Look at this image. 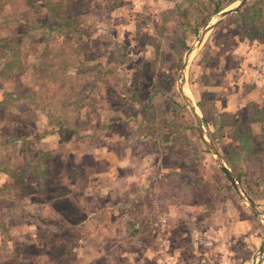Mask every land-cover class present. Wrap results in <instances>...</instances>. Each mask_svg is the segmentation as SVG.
<instances>
[{
    "label": "rangeland",
    "instance_id": "1",
    "mask_svg": "<svg viewBox=\"0 0 264 264\" xmlns=\"http://www.w3.org/2000/svg\"><path fill=\"white\" fill-rule=\"evenodd\" d=\"M236 3L0 0V264H264V0L189 55Z\"/></svg>",
    "mask_w": 264,
    "mask_h": 264
},
{
    "label": "water",
    "instance_id": "2",
    "mask_svg": "<svg viewBox=\"0 0 264 264\" xmlns=\"http://www.w3.org/2000/svg\"><path fill=\"white\" fill-rule=\"evenodd\" d=\"M246 2H247V0H237L236 5H234L233 7L229 8V9H223V10L217 12L215 14L214 18L200 29V32L198 34V38L196 39L197 43L193 44L191 50L189 51V55L191 54L192 51H195L198 48V46L200 45V43L204 39V35H205L206 32H208L210 29H212L213 26L218 21H220L221 19L226 17L228 14L236 12L239 9H241L245 5ZM188 61H189V57L187 56L185 64L182 65V68H181V70L179 72V76H178V79H177V87L176 88L180 92V95H181L182 99L185 101V103L189 107L190 111L192 112L193 116L195 117V121L197 123V129H198L199 133L203 135V141L208 146V148L211 150V152L214 154L215 159L217 160V162L219 163V165L223 169V172L226 175V177L228 178V180L230 181L232 187L234 189H236V191L243 197L245 202L249 205L250 209L254 213L258 212L257 205L254 204L253 201L250 199L249 195H247L245 193L244 189L240 186L237 178L232 174L231 169L226 165V163L222 159V157L219 154V152L217 151V149L213 146V144L211 142H209L207 140V138H206V136H205V134L203 132V127L200 124V118H199V116L197 114V108L194 105V103L190 100L188 95L183 91V85H184L183 74H184L185 65H187ZM263 251H264V246H263V244H261L259 246V249H258V251H257V253H256L254 258L256 259V257L261 255Z\"/></svg>",
    "mask_w": 264,
    "mask_h": 264
},
{
    "label": "trees",
    "instance_id": "3",
    "mask_svg": "<svg viewBox=\"0 0 264 264\" xmlns=\"http://www.w3.org/2000/svg\"><path fill=\"white\" fill-rule=\"evenodd\" d=\"M254 1L255 0H249V2L243 7L244 9H246V10H244L243 11V9H241V10H239L237 13H235V14H239V15H242L243 17H247V18H249L250 19V17L253 15L254 16V20H255V18L256 19H260L261 18V16H263L264 15V8L261 10V9H259V12H255V13H253V14H248V12H247V10L253 5V3H254ZM221 8H217L216 10H215V12H218L219 10H220ZM263 14V15H262ZM252 16V17H253ZM263 21H264V19H262V23H263Z\"/></svg>",
    "mask_w": 264,
    "mask_h": 264
},
{
    "label": "crops",
    "instance_id": "4",
    "mask_svg": "<svg viewBox=\"0 0 264 264\" xmlns=\"http://www.w3.org/2000/svg\"><path fill=\"white\" fill-rule=\"evenodd\" d=\"M248 2H249V0H247V2L245 3V5H246ZM230 3H231V2H230ZM245 5H244V6H245ZM244 6H243V7H244ZM243 7H242V8H243ZM242 8H241V9H242ZM241 9H239V10H241ZM239 10H238V11H239ZM238 11L233 12V13H237ZM233 13L228 14L226 17L230 16V15L233 14Z\"/></svg>",
    "mask_w": 264,
    "mask_h": 264
},
{
    "label": "bare ground",
    "instance_id": "5",
    "mask_svg": "<svg viewBox=\"0 0 264 264\" xmlns=\"http://www.w3.org/2000/svg\"><path fill=\"white\" fill-rule=\"evenodd\" d=\"M185 87H183V91L188 95V93H187V91H186V89H184ZM189 96V95H188Z\"/></svg>",
    "mask_w": 264,
    "mask_h": 264
}]
</instances>
